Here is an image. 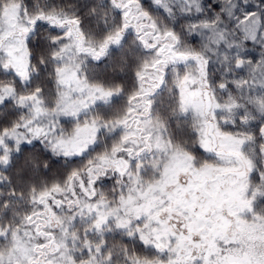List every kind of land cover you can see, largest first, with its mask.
I'll return each mask as SVG.
<instances>
[{"label": "snow or ice", "instance_id": "1", "mask_svg": "<svg viewBox=\"0 0 264 264\" xmlns=\"http://www.w3.org/2000/svg\"><path fill=\"white\" fill-rule=\"evenodd\" d=\"M0 264H264V0H0Z\"/></svg>", "mask_w": 264, "mask_h": 264}]
</instances>
